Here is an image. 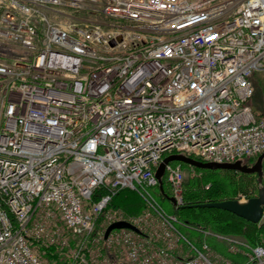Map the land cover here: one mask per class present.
<instances>
[{
  "label": "built area",
  "instance_id": "built-area-1",
  "mask_svg": "<svg viewBox=\"0 0 264 264\" xmlns=\"http://www.w3.org/2000/svg\"><path fill=\"white\" fill-rule=\"evenodd\" d=\"M260 70L264 0H0V264H45L50 247L63 264H104L91 254L99 239L125 251L112 264H218L211 233L188 239L150 190L172 153L255 162L264 114L248 101ZM184 178L181 163L165 165L177 205ZM123 188L148 213L112 212L104 231L126 220L139 232L96 236ZM214 237L238 264H264L262 246Z\"/></svg>",
  "mask_w": 264,
  "mask_h": 264
},
{
  "label": "rangeland",
  "instance_id": "rangeland-1",
  "mask_svg": "<svg viewBox=\"0 0 264 264\" xmlns=\"http://www.w3.org/2000/svg\"><path fill=\"white\" fill-rule=\"evenodd\" d=\"M251 83L254 88V93L250 100L248 101V105L252 108V110L256 113H261L264 114V70L256 71L252 74L251 76ZM184 172H185V178H184V190H183V198L185 196H190L193 194V192L199 191L202 187L204 189L208 188L209 185L207 183H203L204 180L209 179V180H217L222 182L223 184L226 185L225 189V194H222L221 197H219L215 201H221V200H226V199H235L240 202L247 201L251 197H255L258 195V192L260 190L261 182L263 180L264 182V158L262 162V177L259 179L256 175V173H243L239 171H234V170H224V169H217L215 171L211 172H205L202 170H199L196 167L192 166H184ZM163 182V186H164ZM263 187V186H262ZM264 188V187H263ZM151 195L153 199L157 202L160 203L161 206L164 208V211L169 214H173V212L177 215L180 216L182 212H175L174 207L171 204V202L164 198L160 192L158 187L153 188L150 190ZM190 192V194H189ZM192 193V194H191ZM136 192L130 188H123L121 190L120 195H128L130 197L136 196ZM191 197V196H190ZM247 199V200H246ZM142 208L139 212L137 213H129L125 211V209L121 207H114V206H108L107 211L102 214L98 218V222L95 228V233L96 236L100 237L102 235L101 232L104 231L105 224L108 222L109 218L108 216H111L112 212H116L117 214L127 218V219H132L135 216H138L142 213H148V208L149 206L147 203L144 201L142 198ZM215 201H205V202H215ZM198 203V202H197ZM263 214L261 215V218L259 222L255 223L256 227H260L264 224V206H263ZM207 230L211 233L210 238L215 241V243H219L221 247L224 248V250L227 252L226 246L222 241L217 240L214 236L215 235H221L225 237H230L233 240L237 241H242L243 243L247 244V240H249L248 237L244 234L240 233H216L213 230L207 228ZM182 232L188 239L192 240L193 242L197 241L196 237H193L192 232H187L186 230H183ZM97 237V240H98ZM263 240L260 244L264 246V236L262 237ZM101 239H99L96 242H93L97 244L98 248H95L94 246L91 247V254L94 259L99 260L100 254L102 256H106L107 263L104 264H112L116 263L118 259L121 260V263H124L126 260V254L125 251H121L120 249L113 251L114 248L112 247H107L105 248V244L100 242ZM195 240V241H194ZM256 241V240H255ZM210 246V245H209ZM260 246V245H258ZM98 249V252H97ZM214 253L219 254L220 256L223 257L224 260H227L229 258L223 256L220 252H218L216 249L211 248ZM222 249V248H221ZM41 251V249H40ZM42 253V251H41ZM228 253V252H227ZM231 254V253H229ZM232 255H239V254H232ZM240 256V255H239ZM44 259L45 264H52L50 260H48L46 257H44L43 253L41 256ZM227 258V259H226ZM221 259H218L217 263L218 264H226V261ZM231 260V259H229ZM61 263H63L62 260H59ZM115 261V262H114ZM232 261V260H231ZM243 259L241 260V262ZM233 262V261H232ZM241 262H233L235 264L241 263ZM99 264V263H98ZM120 264V263H118Z\"/></svg>",
  "mask_w": 264,
  "mask_h": 264
},
{
  "label": "trees",
  "instance_id": "trees-1",
  "mask_svg": "<svg viewBox=\"0 0 264 264\" xmlns=\"http://www.w3.org/2000/svg\"><path fill=\"white\" fill-rule=\"evenodd\" d=\"M181 165L183 167L187 166V164L183 163H181ZM198 169L205 172L215 171L210 169ZM203 183H207L209 187L206 189L202 187L199 191L193 192V194L191 193V197L188 195L185 196L183 198V205L193 204L197 202L215 201L219 197H221L222 194H225L226 185L222 182L217 180L206 179L203 181ZM261 185L264 187L263 180L261 182ZM121 190H119L116 194L111 197L108 206L121 207L129 213L139 212L142 208V196L136 191V196L130 197L128 195H120ZM101 192V190H96L92 196V199H96ZM157 204L160 206L161 210L164 211V208L161 206V204ZM173 209L175 212H182L180 216H177L173 212V214L177 218V227L182 232H184L183 230H186L187 232H192V235H194L193 237H200V234H198L200 229L202 231L207 230V228H209L216 233L244 234L246 235V237L249 238V240L246 241L247 245H260L264 248V246L260 244L263 240L262 237L264 236V224L258 228L256 227L255 223H251L241 217L234 215L233 213L218 208L174 207ZM207 241L211 248L216 249L223 256L231 259L233 262H241V260L243 259L242 255L239 256L227 253L219 243H215V241L210 237L207 238ZM41 251L44 257L50 260L52 264H63L59 261L57 255L54 254L53 248H41Z\"/></svg>",
  "mask_w": 264,
  "mask_h": 264
},
{
  "label": "water",
  "instance_id": "water-1",
  "mask_svg": "<svg viewBox=\"0 0 264 264\" xmlns=\"http://www.w3.org/2000/svg\"><path fill=\"white\" fill-rule=\"evenodd\" d=\"M263 158H264V151L257 156L255 162L252 165H247L242 163L241 160H236L234 162H221V163L204 162L201 160L191 158L184 154L172 153L163 157L162 160L159 162L155 170V177L158 181V189L160 194L166 199H168L173 205V207L218 208L233 213L234 215L241 217L251 223H257L261 218L263 206H264V188L262 186L260 187L257 196L251 197L245 202H240L235 199H226L215 202H198L193 204L177 205L175 198L170 196L164 190L162 176L164 174L165 165L169 162L175 161L200 169H210V170L224 169V170L239 171L243 173H256L257 177L260 179L262 177ZM118 228H128L135 232H139V229L129 221L117 220L108 224V226L104 231L103 238L106 239L111 230Z\"/></svg>",
  "mask_w": 264,
  "mask_h": 264
},
{
  "label": "flooded vegetation",
  "instance_id": "flooded-vegetation-1",
  "mask_svg": "<svg viewBox=\"0 0 264 264\" xmlns=\"http://www.w3.org/2000/svg\"><path fill=\"white\" fill-rule=\"evenodd\" d=\"M164 190L168 193V187H167V185L166 184H164ZM165 198V197H164Z\"/></svg>",
  "mask_w": 264,
  "mask_h": 264
},
{
  "label": "bare ground",
  "instance_id": "bare-ground-1",
  "mask_svg": "<svg viewBox=\"0 0 264 264\" xmlns=\"http://www.w3.org/2000/svg\"><path fill=\"white\" fill-rule=\"evenodd\" d=\"M192 158V157H191ZM194 159H196V158H194ZM197 160H199V159H197ZM209 238V237H208Z\"/></svg>",
  "mask_w": 264,
  "mask_h": 264
}]
</instances>
